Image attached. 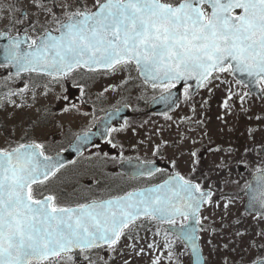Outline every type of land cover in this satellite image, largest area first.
Here are the masks:
<instances>
[{"label": "snow or ice", "instance_id": "obj_1", "mask_svg": "<svg viewBox=\"0 0 264 264\" xmlns=\"http://www.w3.org/2000/svg\"><path fill=\"white\" fill-rule=\"evenodd\" d=\"M0 25V39L6 41L0 68H14L16 77L24 72L48 77L45 97L53 85L64 89L68 81L81 97L87 96V85L77 82L75 75L83 76L81 70L110 75L134 68L145 85L163 90L160 99L167 105L177 103L173 89L181 85L189 103L201 89L211 96L215 88L227 85L221 102L224 116L231 115L234 96L243 108L253 84L260 86L264 99V0H27L26 4L0 0ZM233 82L249 91L236 93ZM28 92L27 84L10 89L0 108L33 107L37 94L31 91L29 104ZM57 99L67 102L69 97L61 94ZM73 109L79 111L75 104L64 111ZM119 111L116 108L109 118ZM112 131L117 130L108 127L104 134ZM95 135L78 134L72 151L81 152ZM108 143L117 147L112 140ZM159 150L157 145L155 152ZM259 154L264 156V149ZM188 155L192 159L187 176L175 170L173 160V171L163 183L73 206L61 203L50 190V177L64 165L46 154L44 144L8 142L0 147V264H116L117 258L133 264L129 257H142L146 251L157 253L151 264H180L170 235L190 250L193 264H209L198 242L201 233L216 231L203 223L209 219L204 215L206 206L220 205L214 199L211 172L197 176L198 153ZM163 171L150 166L139 174ZM257 173L255 184L248 182L243 190L250 197L246 208L257 209L264 219V168L258 167ZM233 201L229 197L224 209ZM146 223L156 226L154 237L161 235L159 226H168L163 229L162 245L155 239L146 246L140 243L139 230ZM206 243L211 245L212 240ZM250 246L257 247L254 242ZM252 264H264V257Z\"/></svg>", "mask_w": 264, "mask_h": 264}, {"label": "rangeland", "instance_id": "obj_2", "mask_svg": "<svg viewBox=\"0 0 264 264\" xmlns=\"http://www.w3.org/2000/svg\"><path fill=\"white\" fill-rule=\"evenodd\" d=\"M26 1L22 0V3L26 4ZM75 75L77 82L87 85V96L81 97L79 89L73 87L72 81H68L64 84L66 91L58 85H53L52 92L48 97H45L43 95L44 85L48 83L49 78H44L38 85H33V78L26 75L16 77L9 73L8 67L0 68V100L10 89H23L25 84L29 87L27 103H32V90L37 94V102L33 107L14 108L12 105H8L5 108H0V147H6L8 142L15 146L30 139L40 140L49 137L52 140H59L68 137L87 126L92 116L98 115L101 110L107 107H117L126 103L133 111V115L126 120L127 126L124 127V123L116 127L117 131L112 133L111 140L117 147L111 146L110 152L100 155L90 149L89 153L83 154L81 159L75 163L74 175H71L68 180L63 181L60 177H54L48 181L50 190L58 194L60 202H82L93 195L95 197L96 195L115 194L135 185L134 182L128 183L116 171V163L128 156L144 160L162 156L164 168L171 170L170 161L175 160L176 170L188 175L192 159L188 153L196 151L200 158L199 166L204 159H209V162L203 164L202 170L197 171V176L202 173H212L214 169L211 168L217 167V165L222 166L228 157L227 151L221 149L226 146L228 140L223 136L238 137L242 134L245 124L252 125L255 120L257 123L264 122V99L256 97H245L243 108H241V100L234 96L233 101L230 102L233 105L232 113L224 116L221 102L226 96L228 86L225 84L215 88L211 96L205 89H201L196 95L195 101H192V105L196 109L195 113L189 107L185 108L182 105L187 103L183 98L178 109L166 116L171 119H167L165 116L146 115L144 106L146 101L160 93L162 89L153 90L151 86L139 82L135 78L134 69L131 72L117 71L110 75H93L92 78L86 77L88 75L84 74L83 76L78 73ZM228 79L232 80V77L229 76ZM105 88H108L109 91L105 92ZM232 88L238 94L248 92L245 87H237L234 82ZM61 94L67 95L69 100L64 102L57 99ZM11 99L16 103L21 102L19 96H13ZM205 100L208 103L202 104ZM68 104H75L79 111L73 109L71 112H65L64 108ZM254 105L255 109H253ZM253 111L257 115L250 120ZM220 116H224V119H218ZM258 116L261 119L258 120ZM55 130L58 135L54 137L51 132ZM213 135L222 138L217 140L216 144L211 143ZM193 141L196 143L193 144ZM157 145L160 146L158 153L155 152ZM88 180L92 181V184H87ZM210 183L217 190L214 199L220 207L206 206L204 215L229 217L228 215L232 213L236 215L240 213L243 216L241 206L238 208V193H226L231 195L230 197L234 198V201L225 210L223 205L228 203V199H222L223 195H219L217 177L211 175ZM245 223L249 224L248 221ZM257 226L261 240L255 244L264 245V236L261 235L264 233V219H259ZM139 237L141 238L140 243L143 245V233L140 231ZM252 243L253 240L249 233L243 232L221 241L222 247L225 248L227 245L228 251V254H225L224 262L241 264L255 258L262 251H254L250 246ZM124 251L127 253L128 249L125 248ZM176 254L179 256L180 264L189 263L184 254ZM150 256L144 254L142 257L129 258L132 259L133 264H151ZM116 264H123V262L117 258Z\"/></svg>", "mask_w": 264, "mask_h": 264}, {"label": "flooded vegetation", "instance_id": "obj_3", "mask_svg": "<svg viewBox=\"0 0 264 264\" xmlns=\"http://www.w3.org/2000/svg\"><path fill=\"white\" fill-rule=\"evenodd\" d=\"M27 2V1H26ZM3 27V25H1ZM32 76H37V75H32ZM246 88V87H245ZM260 88V86H259ZM246 90V89H245ZM184 87L181 88L180 90V103L182 99L184 98ZM196 97V96H195ZM195 97L192 101H195ZM248 97H256L258 99H261L260 97H257L253 94H251ZM192 101L189 103H183L182 105L185 106V108L189 107L191 110L193 108ZM125 104V103H123ZM121 105V104H120ZM130 107V106H129ZM111 107H107L105 109H108ZM256 106H253V109H255ZM103 109V110H105ZM103 110L96 115L92 116L89 124L81 129H79L76 132H82L88 129H93L95 128V120L96 118L103 113ZM132 115L133 111L131 110ZM168 114V113H167ZM257 115L256 112L253 111L252 117L250 120ZM160 116V115H158ZM162 116H166V114H163ZM249 120V121H250ZM124 123H113L110 128L115 129L116 127L123 125ZM112 132H107L106 137L103 140H99L97 142L91 143L87 148H85L79 155L76 156V158L71 161L70 163L64 165V167L60 168L59 171L56 173L55 176L51 177L50 180H52L54 177H60L63 181L68 180L71 175H74V166L75 163H77L80 159L81 156L85 153H89V150L95 151L98 155L104 154L105 152H110V148L112 144L108 143V140H111ZM53 136H57L58 134L57 131H52L51 132ZM73 135H69L68 137L59 139V140H52L49 137H46L45 139H40V140H33L30 139L28 141H23L21 143H41L45 145L46 149V154L50 155L52 153L61 151L65 149L68 144L71 142L73 139ZM226 137L228 140L226 142V146L221 148L224 151H227L228 157L225 161V163L218 167H213L211 169H214V171L211 173L212 176L217 177V183L218 185V193L219 195H223L222 199H228L231 195L226 194L229 192H237L238 193V198H239V206L242 208V214L243 216L240 215L239 210L238 215L236 214H231L227 216H218V217H213L210 216L208 220L203 221L204 225L210 226L215 228V234L209 232V233H201L200 235L202 236L201 241H199L201 248L203 249L202 254L204 257H206L209 261V264H224V258L225 254H228V251L226 248L222 247L221 241L229 238L232 235H236L238 232L241 233H249L250 238L253 240V242H257L261 240L259 237V227L257 226V222L260 218V215L257 213H250L245 210L244 204L246 203L247 200V195L245 194V191L243 190L248 182L251 181L252 176L257 173V168H264V156H261L259 153L262 149H264V122H259L257 123L256 120L254 121V124L252 125H247L245 124L243 129H242V134L238 137H231L230 135L223 136ZM222 137H216L212 136V142L215 143L216 141L221 139ZM131 158V156L125 157L120 159ZM146 163H155L156 168L163 169L164 171L162 173H153V175L148 176H140L135 179H130L127 176H125L124 173L120 172L117 167L116 171L125 178L128 183L134 182L135 185L130 186L122 190L121 193H115L114 195L122 194L124 192H127L131 189H136L140 187H147L154 185L156 183H159L160 181L164 180L167 176L168 173L173 171V169H167L164 168V159L161 156H154L152 159L149 160H144ZM209 162V159H204L201 163V166L198 167V170H202V166L204 163ZM117 166V163H116ZM176 170V169H175ZM179 171V170H176ZM181 174H183L181 171H179ZM185 175V174H183ZM187 176V175H186ZM238 181V183H236ZM87 184H92V181L87 182ZM225 185V186H224ZM224 186V187H223ZM214 189V188H213ZM216 192L217 190L214 189ZM114 195H96L95 197H91L90 199H102ZM78 201H61V203L65 204H71L75 205ZM84 202V201H82ZM243 217V218H242ZM244 219V220H242ZM245 221H248L249 224L245 223ZM187 221H184L186 223ZM181 221H177L176 227L180 226ZM242 224V225H241ZM161 228V235L154 237V232L156 231V226L150 223H146L144 228H142L143 231V245L146 246L147 243L155 241L159 242L161 245L164 243V236H163V229L167 228V225H161L159 226ZM170 239L173 240L174 242V250L176 253L180 254H189L188 249L185 248L184 244L181 243L180 241H177L172 237L171 235L169 236ZM211 239L212 244L209 245L206 243L207 240ZM257 245V244H256ZM213 248L215 250H213ZM254 251H262L260 254H258L255 258L249 259L248 262H244L241 264H252V261L256 260L257 258L264 257V245L260 244L257 245V247H253ZM161 253L166 254V251L163 248H160L159 250ZM147 256L151 255L150 258L153 257V255L157 253L149 252L146 251L145 253ZM151 261V260H150ZM189 264V263H187ZM229 264V263H228Z\"/></svg>", "mask_w": 264, "mask_h": 264}, {"label": "water", "instance_id": "obj_4", "mask_svg": "<svg viewBox=\"0 0 264 264\" xmlns=\"http://www.w3.org/2000/svg\"><path fill=\"white\" fill-rule=\"evenodd\" d=\"M6 43V41L0 39V63L1 62H5L3 60V45ZM1 49H2V53H1ZM13 71L15 72V69L12 68ZM238 79H244L245 81H247V78L246 77H240L239 75L237 76ZM252 87V91L253 92H258V89H257V86L256 85H251ZM173 92L176 93L177 95V89H174ZM259 94V93H258ZM161 97V96H160ZM160 97L152 100L149 104H148V112H152V113H162V112H166L168 110H171L173 109V105H167L165 104L161 99ZM120 111L118 113H116L114 116H112L111 118H109V114L110 113H113L114 110H110L108 111L100 120H99V123H98V129L97 131L93 132V133H96V135L92 138V141L93 140H97L100 138V134L101 136H103V132L105 130V128L112 122V121H115V120H122L127 114V109L125 107H121L119 108ZM77 143V140L76 138L73 140L72 144L69 146V148L67 150H65L64 152L62 153H58V154H54L52 155L53 157H56L57 159H59L63 165L69 161H71L79 152H74L72 151V148L74 147V145ZM88 144H86L84 147H86ZM83 147V148H84ZM148 164H145V163H142L140 160H136V159H130V160H126L122 163L119 164V168L123 171H125L127 173L128 176H131V177H135V176H139L141 174H139V172L145 168H147ZM259 173L257 174H254L252 179H251V182L253 184H255V175H258ZM249 195H247V200H246V203H245V209L248 211V212H257L259 214V211L257 209H247L246 208V205L248 204L249 202Z\"/></svg>", "mask_w": 264, "mask_h": 264}]
</instances>
